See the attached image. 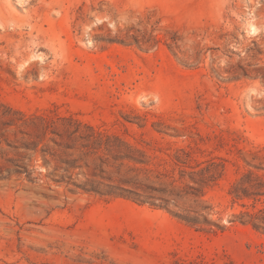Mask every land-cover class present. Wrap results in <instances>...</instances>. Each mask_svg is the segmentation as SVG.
Wrapping results in <instances>:
<instances>
[{"label":"rangeland","instance_id":"rangeland-1","mask_svg":"<svg viewBox=\"0 0 264 264\" xmlns=\"http://www.w3.org/2000/svg\"><path fill=\"white\" fill-rule=\"evenodd\" d=\"M0 264H264V0H0Z\"/></svg>","mask_w":264,"mask_h":264}]
</instances>
